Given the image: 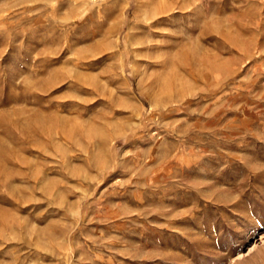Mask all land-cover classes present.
<instances>
[{
  "label": "rangeland",
  "instance_id": "obj_1",
  "mask_svg": "<svg viewBox=\"0 0 264 264\" xmlns=\"http://www.w3.org/2000/svg\"><path fill=\"white\" fill-rule=\"evenodd\" d=\"M0 264H264V0H0Z\"/></svg>",
  "mask_w": 264,
  "mask_h": 264
},
{
  "label": "bare ground",
  "instance_id": "obj_2",
  "mask_svg": "<svg viewBox=\"0 0 264 264\" xmlns=\"http://www.w3.org/2000/svg\"><path fill=\"white\" fill-rule=\"evenodd\" d=\"M159 2V1H158ZM164 8V7H163ZM151 16V18H156V23L158 22V17H154V15H153V13L150 15ZM85 85V84H84ZM158 104V103H157Z\"/></svg>",
  "mask_w": 264,
  "mask_h": 264
}]
</instances>
